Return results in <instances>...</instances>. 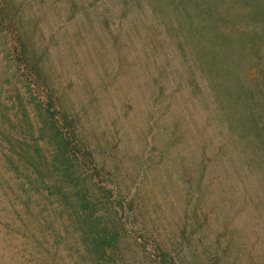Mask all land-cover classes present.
Returning <instances> with one entry per match:
<instances>
[{
	"label": "trees",
	"instance_id": "obj_1",
	"mask_svg": "<svg viewBox=\"0 0 264 264\" xmlns=\"http://www.w3.org/2000/svg\"><path fill=\"white\" fill-rule=\"evenodd\" d=\"M242 1L101 0L100 14L130 21L131 29L118 27L115 48L135 52L140 47L134 62L139 59L150 90L168 97V108L182 101L191 110V181L186 185L194 199L191 222L187 211L172 233L171 251L160 246L147 256L143 244L156 237L141 221L144 199L114 171L108 174L112 182L98 179L91 153L71 149L70 140L83 146L84 140L70 117H63L72 131L68 137L56 120L45 118L38 131L50 156L45 159L36 150L39 159L22 184L57 201L55 208L65 212L74 243L80 244V261L264 264V1ZM80 9L91 14L85 6ZM180 125L170 136L151 125L148 133L159 137L152 142L157 149L144 150L141 162L153 169L162 164L182 139H175ZM42 172L45 177H35ZM133 233L142 243L131 239ZM37 264L48 263L40 259Z\"/></svg>",
	"mask_w": 264,
	"mask_h": 264
},
{
	"label": "rangeland",
	"instance_id": "obj_2",
	"mask_svg": "<svg viewBox=\"0 0 264 264\" xmlns=\"http://www.w3.org/2000/svg\"><path fill=\"white\" fill-rule=\"evenodd\" d=\"M100 5L101 0H0L3 264H37L40 259L48 264H86L79 260L81 247L74 243L67 215L55 208L57 201L22 184L39 159L36 150L45 159L50 156L51 149L45 147L38 131L47 117L56 120L64 137L72 131L63 117H70L84 140L83 146L69 139L71 149L91 153L88 158L99 170L95 171L98 179L112 182L108 174L114 171L131 193L144 199L141 221L156 237L143 244L147 256L153 257L160 246L170 252L173 231L178 232L186 215L191 222L194 196L186 185L191 181V110L182 101L168 108L169 98L150 90L139 59L134 62L140 47L135 52L115 48L118 27L131 29L130 21L112 14L106 18L99 12L104 9ZM84 6L91 14L81 12ZM178 121L180 134L175 139L182 136L179 145L155 169L142 163L144 150L157 149L153 139L159 137L148 133L151 125L170 136ZM152 156L158 161L156 151ZM5 162H13L12 171L4 167ZM115 207L119 209L118 204ZM138 238L132 234V240ZM134 251L139 255L137 248Z\"/></svg>",
	"mask_w": 264,
	"mask_h": 264
}]
</instances>
